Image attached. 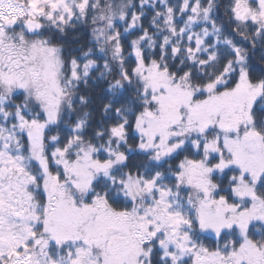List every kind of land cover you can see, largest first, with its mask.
<instances>
[{"label": "snow or ice", "instance_id": "obj_1", "mask_svg": "<svg viewBox=\"0 0 264 264\" xmlns=\"http://www.w3.org/2000/svg\"><path fill=\"white\" fill-rule=\"evenodd\" d=\"M0 264H264V0H0Z\"/></svg>", "mask_w": 264, "mask_h": 264}]
</instances>
